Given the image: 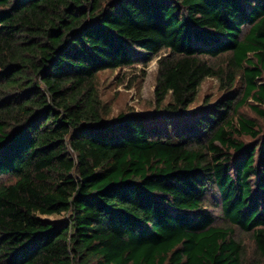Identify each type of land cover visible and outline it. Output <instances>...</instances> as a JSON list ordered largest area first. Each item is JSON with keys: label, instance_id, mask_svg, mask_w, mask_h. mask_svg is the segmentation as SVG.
Segmentation results:
<instances>
[{"label": "trees", "instance_id": "16d2710c", "mask_svg": "<svg viewBox=\"0 0 264 264\" xmlns=\"http://www.w3.org/2000/svg\"><path fill=\"white\" fill-rule=\"evenodd\" d=\"M156 58L112 115L98 74ZM0 264H264V0H0Z\"/></svg>", "mask_w": 264, "mask_h": 264}, {"label": "rangeland", "instance_id": "374dc122", "mask_svg": "<svg viewBox=\"0 0 264 264\" xmlns=\"http://www.w3.org/2000/svg\"><path fill=\"white\" fill-rule=\"evenodd\" d=\"M163 50L159 55L166 54ZM157 77V58L149 64L144 65L141 62H135L132 66H124L116 70L102 71L98 74L99 87L102 98L110 102L112 115H117L121 111L134 109L137 112H143L152 116L156 111L154 90ZM222 92L219 88V82L213 77L204 79L199 88L196 102L192 105L193 110L201 109L205 98L210 101H216ZM251 101V100H250ZM244 110L253 115L249 106H244ZM217 216L216 223L225 225L219 206L211 208ZM68 217V214L43 216L44 220L60 222ZM238 240L246 245L249 257L254 259L256 256L255 241L252 234L245 233L239 227H236Z\"/></svg>", "mask_w": 264, "mask_h": 264}]
</instances>
